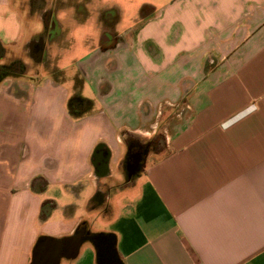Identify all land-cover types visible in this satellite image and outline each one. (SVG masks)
I'll list each match as a JSON object with an SVG mask.
<instances>
[{
    "label": "crops",
    "instance_id": "0c3cea01",
    "mask_svg": "<svg viewBox=\"0 0 264 264\" xmlns=\"http://www.w3.org/2000/svg\"><path fill=\"white\" fill-rule=\"evenodd\" d=\"M2 4L26 15L5 39L0 13V64L38 42L52 69L0 77V264H51L58 240V264H104L94 236L122 264H264V0Z\"/></svg>",
    "mask_w": 264,
    "mask_h": 264
},
{
    "label": "rangeland",
    "instance_id": "374dc122",
    "mask_svg": "<svg viewBox=\"0 0 264 264\" xmlns=\"http://www.w3.org/2000/svg\"><path fill=\"white\" fill-rule=\"evenodd\" d=\"M42 28H43V24L40 23L39 29H42ZM55 28L56 26L53 24L49 26V30L51 32L55 30ZM79 48H80L79 43L75 42V45H73V47L69 48L66 52L63 53L60 64L64 66L66 69H69V68L71 69L72 67L70 65L74 64L75 60L82 54V50H80ZM46 54L47 53L45 52L44 57L47 56ZM41 56H42V53L39 57L37 51H34V54H32L31 50L22 51V52H18L17 54H13L12 57L9 58V60L0 64V67H2V72H0V74H4L7 72L8 73L24 72L26 70L31 71L32 69L34 70L36 68V65L40 64L38 63V59L40 60V62L42 61ZM43 62H45L44 64L46 65L48 70L52 69V67L47 66L48 61L46 62L45 60H43ZM85 93H89L88 89L85 91ZM161 141H162V137L159 135L158 137H156V139H154L151 142L149 146H144V145L138 146L140 147V149L143 150L142 160L144 159L146 155H148V157L150 154L152 155V153H156L157 155V152L163 150V146H162L163 143ZM147 163L148 162L145 161L144 165ZM118 211L119 210H117V212L115 211V213H119ZM113 217L111 218L116 219V214H114ZM88 219L90 220L94 230L99 231L102 229H111L113 227V225H111L110 223L111 219L107 216L102 217L101 215H99L97 210L91 211L88 215Z\"/></svg>",
    "mask_w": 264,
    "mask_h": 264
},
{
    "label": "flooded vegetation",
    "instance_id": "af4514ba",
    "mask_svg": "<svg viewBox=\"0 0 264 264\" xmlns=\"http://www.w3.org/2000/svg\"><path fill=\"white\" fill-rule=\"evenodd\" d=\"M40 48H41L40 44L38 42H34L31 46L30 50H31L32 54H34V51L38 52L40 50ZM44 56H45V51L42 52L41 60H44V58H45ZM0 72H2V67H0ZM142 157H143V150L140 149V147H138V146L134 147L130 151V153L128 154V157H127V160L125 163L127 171L128 172H131V171L135 172V171L139 170L141 167V164H142ZM94 241H95L97 251L101 252L102 254L110 253L111 248L109 245H110V242H112L111 240H109L108 238H105V237L96 238V236H94ZM107 260L108 259H105L103 261V263L104 264H115L114 262L109 263Z\"/></svg>",
    "mask_w": 264,
    "mask_h": 264
},
{
    "label": "clouds",
    "instance_id": "9594fccd",
    "mask_svg": "<svg viewBox=\"0 0 264 264\" xmlns=\"http://www.w3.org/2000/svg\"><path fill=\"white\" fill-rule=\"evenodd\" d=\"M0 13L4 14L3 24L6 31L5 39L15 38L16 31L22 26L23 18L26 15V9L18 12L15 5L8 7L7 4H2L0 5ZM63 15L64 13H61V16ZM87 30L88 27L86 25L77 26L69 34L79 39Z\"/></svg>",
    "mask_w": 264,
    "mask_h": 264
},
{
    "label": "water",
    "instance_id": "95a60500",
    "mask_svg": "<svg viewBox=\"0 0 264 264\" xmlns=\"http://www.w3.org/2000/svg\"><path fill=\"white\" fill-rule=\"evenodd\" d=\"M41 53H42V49H40L38 51V55L40 56ZM130 173H133V171H131ZM109 237H112V236H109ZM72 239H74L75 245H74L73 252L70 253V256L73 257L77 253L78 245L80 243V238H79V236L75 235ZM61 245H62L61 242L58 240V249L53 250V253L50 254L51 255V261H50L51 264H58L59 263V260L62 257L61 250H60ZM113 245H114V242H110L109 246L111 248V251L108 254H102L101 252L97 251V249H96V255H97L99 262L103 263V261L105 259H108L107 261L109 263L114 262L115 264H122L118 258L117 252L114 249ZM35 263H36V260L34 259L32 264H35Z\"/></svg>",
    "mask_w": 264,
    "mask_h": 264
},
{
    "label": "trees",
    "instance_id": "16d2710c",
    "mask_svg": "<svg viewBox=\"0 0 264 264\" xmlns=\"http://www.w3.org/2000/svg\"><path fill=\"white\" fill-rule=\"evenodd\" d=\"M4 74H5V73H4ZM4 74H0V77H1L2 75H4ZM75 87H77V82H76V84H75ZM81 99H82V98H81L79 92H78L77 89H76V91L74 92V94H73V95L69 98V100H68V108H69L70 113H71L72 115H75L74 112L72 111L74 104H75V103H76L77 105L80 104V100H81Z\"/></svg>",
    "mask_w": 264,
    "mask_h": 264
}]
</instances>
